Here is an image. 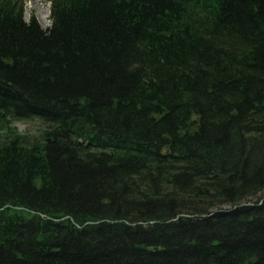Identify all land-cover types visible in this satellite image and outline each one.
Wrapping results in <instances>:
<instances>
[{"label":"trees","instance_id":"1","mask_svg":"<svg viewBox=\"0 0 264 264\" xmlns=\"http://www.w3.org/2000/svg\"><path fill=\"white\" fill-rule=\"evenodd\" d=\"M27 1L0 0V264H264V0H49L47 30Z\"/></svg>","mask_w":264,"mask_h":264},{"label":"rangeland","instance_id":"2","mask_svg":"<svg viewBox=\"0 0 264 264\" xmlns=\"http://www.w3.org/2000/svg\"><path fill=\"white\" fill-rule=\"evenodd\" d=\"M24 16L27 21L34 17L44 30L49 29L51 26L49 0H28ZM15 126L19 132L30 133L31 135H34L39 127L38 123L30 121H19L16 122Z\"/></svg>","mask_w":264,"mask_h":264}]
</instances>
